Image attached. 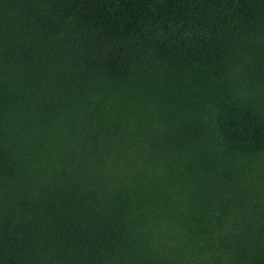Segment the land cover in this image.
<instances>
[{
	"label": "trees",
	"instance_id": "16d2710c",
	"mask_svg": "<svg viewBox=\"0 0 264 264\" xmlns=\"http://www.w3.org/2000/svg\"><path fill=\"white\" fill-rule=\"evenodd\" d=\"M0 264H264V0H0Z\"/></svg>",
	"mask_w": 264,
	"mask_h": 264
}]
</instances>
